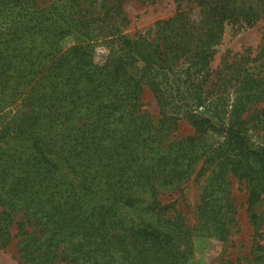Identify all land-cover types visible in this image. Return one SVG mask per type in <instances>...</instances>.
Returning a JSON list of instances; mask_svg holds the SVG:
<instances>
[{
    "label": "trees",
    "instance_id": "obj_1",
    "mask_svg": "<svg viewBox=\"0 0 264 264\" xmlns=\"http://www.w3.org/2000/svg\"><path fill=\"white\" fill-rule=\"evenodd\" d=\"M99 1L0 0V242L21 214L20 264H191L199 241L231 235V176L250 184L252 224L264 222V165L247 133L264 125V108L243 118L264 101V44L210 68L226 26L264 21V0L178 6L148 33L104 37L110 52L97 59L93 44L63 40L96 23L78 17L82 2L121 19L125 0ZM145 85L163 107L157 123ZM179 116L197 133L171 139ZM215 133L222 139L204 137ZM201 161L210 174L195 222L167 215L160 196Z\"/></svg>",
    "mask_w": 264,
    "mask_h": 264
},
{
    "label": "rangeland",
    "instance_id": "obj_2",
    "mask_svg": "<svg viewBox=\"0 0 264 264\" xmlns=\"http://www.w3.org/2000/svg\"><path fill=\"white\" fill-rule=\"evenodd\" d=\"M43 3L46 4L47 2L44 0ZM98 3L101 2L98 0ZM193 5H195V0H125L122 6L121 19L113 25L111 20L104 16V9L100 11L98 4L88 8V2L84 4L82 2L80 5L81 11H79L81 14L78 13V17L82 16L81 18L85 20H91L94 17L96 23L90 25V31L83 30L79 32L77 29L71 28V33L65 36L63 45L68 47L84 39L86 44L91 43L94 45L97 59H101L110 52L104 37L117 32L132 37L148 33L152 30L156 21L173 16L178 6L181 9H188ZM263 44L264 21H259L250 27L229 24L225 28L221 44L216 47L210 68L216 72V70L221 69L225 62L236 61L243 55L254 57ZM257 65H255L256 69ZM212 81L210 78L207 82V88L211 92V94L208 92V95L211 96L210 100L213 94ZM141 102L144 104L143 108L157 123L161 118L163 107L148 85L144 86ZM262 108H264V101L253 106L243 115V118L249 121L250 119L253 120L255 113ZM249 125L247 131L249 142L256 151L252 162L255 165H264V125L259 124L254 127L252 122H249ZM196 133L197 129L193 123L188 118L179 116L175 121L174 129L170 133V138H182ZM204 137L207 141H211L222 139L223 136L215 133ZM202 163L201 161L197 165L190 178L178 190L166 192L160 196L163 207L167 208V215L181 214L186 217L188 222H195L196 207L201 201L210 174V170L207 172L201 171ZM230 181L231 196L236 208L231 235L227 241L211 238L199 241L191 264H264V251L258 252L256 249L258 245L264 246V222L256 229L247 213L250 184L233 176L230 177ZM2 210L3 207L0 205V216ZM257 210L264 219V192L261 194ZM21 219H23V215L16 216V220L9 230L10 240L6 244L0 242V264H20L19 242L22 235L17 225ZM27 229H30V227H27ZM58 264L69 263L61 258Z\"/></svg>",
    "mask_w": 264,
    "mask_h": 264
}]
</instances>
